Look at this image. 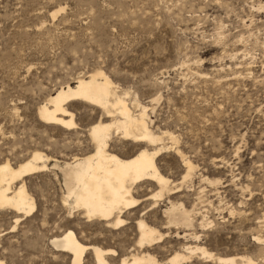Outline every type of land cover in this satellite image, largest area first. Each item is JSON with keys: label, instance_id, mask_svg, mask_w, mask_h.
Instances as JSON below:
<instances>
[{"label": "rangeland", "instance_id": "1", "mask_svg": "<svg viewBox=\"0 0 264 264\" xmlns=\"http://www.w3.org/2000/svg\"><path fill=\"white\" fill-rule=\"evenodd\" d=\"M96 72L128 94L134 113L135 101L147 108L154 133L177 139L164 136L156 158L171 191L156 199L160 186L147 181L134 194L138 216L163 235L159 264L195 246L264 264V0H0V164L16 167L36 151L49 158L47 171L24 179L36 201L32 220L15 227L16 214L0 210L5 264L51 258L50 237L68 219L54 165L92 152L90 128L111 120L71 102L77 127L67 130L43 123L39 109ZM111 145L137 152L116 135ZM179 149L195 167L185 182ZM172 203L194 211L191 229L169 228ZM132 223L104 234L103 245L120 253L117 238L135 240ZM189 264L217 263L196 255Z\"/></svg>", "mask_w": 264, "mask_h": 264}, {"label": "bare ground", "instance_id": "2", "mask_svg": "<svg viewBox=\"0 0 264 264\" xmlns=\"http://www.w3.org/2000/svg\"><path fill=\"white\" fill-rule=\"evenodd\" d=\"M74 84L75 87L68 85L49 98L39 109L40 120L74 130L77 125L67 105L83 102L102 110L111 121H100L90 128L92 152L75 155L62 166L61 163L54 165L60 172L62 207L68 219L63 220L56 227L58 232L50 237L51 258L38 262L34 258L36 261L32 259V264H51L50 260L59 264H159L154 251L163 235L153 222L138 216L140 202L134 194L138 184L147 181L160 186V191L154 195L156 199L171 191L170 182L161 175L156 158L166 149L164 136L174 144L177 139L167 132L154 133L149 126L147 108L135 101L134 108L139 112L134 113L126 100L128 94L121 95L118 87L102 72L90 74ZM115 135L135 145L137 152L130 156L117 153L111 145ZM177 154L186 169L185 182L195 167L180 149ZM31 155L16 167L9 160L0 164V210L8 209L16 214L15 227L23 218L32 220L36 209V201L24 179L48 170L47 156L39 151ZM169 213V228L191 229L194 226V211H187L182 204H173ZM205 219L200 224L202 227L207 226ZM132 222L136 225L133 242L117 238L116 241L124 243L120 253L104 246L103 241L109 238L104 234L117 232ZM48 224L45 217L41 230L50 231ZM194 236L198 240L197 235ZM182 249L183 252L171 255L168 264H189L196 255L217 264H255L247 257H218L199 246ZM88 257L91 261L86 262ZM2 259L0 264H5Z\"/></svg>", "mask_w": 264, "mask_h": 264}]
</instances>
